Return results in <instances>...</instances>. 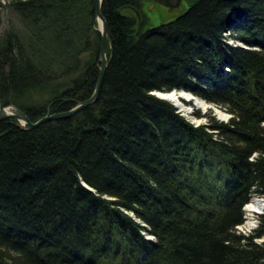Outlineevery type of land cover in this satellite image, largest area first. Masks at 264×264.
Returning <instances> with one entry per match:
<instances>
[{
  "label": "trees",
  "instance_id": "16d2710c",
  "mask_svg": "<svg viewBox=\"0 0 264 264\" xmlns=\"http://www.w3.org/2000/svg\"><path fill=\"white\" fill-rule=\"evenodd\" d=\"M94 1L9 2L3 105L35 121L91 95ZM186 2L145 28L141 0H102L108 63L96 101L32 129L0 120V264H264V211L249 233L236 228L264 197V0ZM173 90L229 121L195 110L207 121L194 126L155 94ZM29 93L50 99L27 105Z\"/></svg>",
  "mask_w": 264,
  "mask_h": 264
},
{
  "label": "rangeland",
  "instance_id": "374dc122",
  "mask_svg": "<svg viewBox=\"0 0 264 264\" xmlns=\"http://www.w3.org/2000/svg\"><path fill=\"white\" fill-rule=\"evenodd\" d=\"M11 0H0V34L2 32H4L8 26L10 25V23H17V18L15 17L16 15L12 14L11 11V7L9 5V2ZM142 2V10L144 12V14L147 17V23L145 28H149L152 26H156L162 22H167L169 20L174 19L175 17H177L179 14H181L183 11H185V9L188 6V3L186 2V0H180L178 5L176 7L173 8H169L167 6H164L162 4H160L159 2H157V0H141ZM227 34V33H226ZM228 43L229 44H238L240 46H243L242 43L240 42H235L232 39H228ZM174 91V92H173ZM171 92L175 93V97L176 99L179 98L181 100V102L184 103V106L187 107V111H185L184 109H182L181 107H179V105L177 106V104L175 102H173L172 100H170L169 98H166L167 100L171 101L178 109L179 113L182 115V117H184L189 123L193 124L194 126H198L201 123H205V121H207V118L205 117H196L193 112L195 110H198L201 114H205V113H209L211 112V115H215L216 119H218L219 121H224L226 122L229 118H230V114L228 112H226L224 109L219 108L217 105L212 104V103H208L207 104V108H201L200 106H196L193 101L187 100L186 98L182 97L181 94L183 92L181 91H177V90H173ZM178 92V93H177ZM169 93V92H168ZM184 93H189V92H184ZM155 94L157 96H159L160 93L155 92ZM163 94V93H162ZM190 96L192 97H197L192 93H189ZM164 96V95H163ZM161 97V96H159ZM192 97V98H193ZM164 98V97H161ZM199 98V97H198ZM49 96L48 95H43V94H39V93H29L23 100V102H25L27 105H33V106H39V105H43L46 104L45 102L48 101ZM165 99V98H164ZM186 102V103H185ZM190 102L191 104L187 103ZM211 104V105H210ZM214 105V106H212ZM7 106V105H4ZM212 107V109L210 107ZM216 109L221 110L222 112H224L226 114V117H220L216 111ZM85 185V184H83ZM87 188V187H86ZM253 197H259L262 200V210L254 215V220L255 223L253 226H251L250 228L246 227L244 222L246 219V211L245 208L243 206V211H244V222L239 225V231L242 233H249L252 229L256 228L259 224V219L258 216L260 214L263 213L264 211V197L263 196H252ZM144 225V224H143ZM255 226V227H254ZM258 242L264 241V235L260 238L257 239Z\"/></svg>",
  "mask_w": 264,
  "mask_h": 264
},
{
  "label": "water",
  "instance_id": "95a60500",
  "mask_svg": "<svg viewBox=\"0 0 264 264\" xmlns=\"http://www.w3.org/2000/svg\"><path fill=\"white\" fill-rule=\"evenodd\" d=\"M179 1L180 0H157V2L169 8L176 7ZM101 4H102V0L94 1L95 18L98 24V31L100 33L101 42H100V49H99V64H100L99 72H98L95 86H94V89L91 95L88 98L82 101H79L72 108L66 111L45 114L35 121H31L28 118V116L20 108L16 107L13 104L4 106L2 101L0 100V120L5 119V118H14L18 121V126L21 127L22 129H32L46 121L57 120V119H62V118L72 116L96 101L99 91H100L102 81H103L107 63H108L106 47H107V44L109 43V33H108L106 21L101 11ZM181 92L184 93L185 91L181 90ZM163 95L164 94L162 93L159 94V96L164 97L165 99L168 98L165 95L164 96ZM187 100L188 99H186V101ZM210 108L212 109V107ZM84 186L87 187L88 189H91L87 185H84ZM141 225L144 226L143 224Z\"/></svg>",
  "mask_w": 264,
  "mask_h": 264
},
{
  "label": "bare ground",
  "instance_id": "6f19581e",
  "mask_svg": "<svg viewBox=\"0 0 264 264\" xmlns=\"http://www.w3.org/2000/svg\"><path fill=\"white\" fill-rule=\"evenodd\" d=\"M227 72V71H226ZM181 91V90H180ZM184 91V90H183ZM174 92V91H173ZM173 92H169V93H165V92H157V93H163L166 97H168L170 100H172L173 102H175L177 104V106L179 105V107H181L182 109H184L185 111H187V107L184 106V103L181 102V100L179 98L176 99L175 97V93ZM186 92V91H185ZM178 93V92H177ZM182 97L190 100V101H193V103L196 105V106H200L201 108H205L207 106V102L204 101L203 99L201 98H198V97H191L189 93H182L181 94ZM186 103V102H185ZM188 105V103H187ZM211 105V104H210ZM214 106V105H213ZM207 108V107H206ZM218 115L220 117H226V114L224 112H222L221 110L219 109H216ZM179 112V111H178ZM232 118V117H231ZM229 121V120H228ZM46 123V122H45ZM245 208V211H246V219H245V226L250 228L251 226L254 225L255 223V220H254V215L259 213L261 210H262V200L259 198V197H253L251 198V201L249 202V204L245 205L244 206ZM130 213V212H129ZM244 213V212H243ZM245 214V213H244ZM245 218V217H244ZM144 222V221H143ZM134 225V224H133ZM136 225V224H135ZM134 225V226H135ZM243 225V224H242ZM144 227V226H143ZM255 227V226H254ZM137 230V229H136ZM146 230V229H145ZM129 232V230H127ZM132 231V230H131ZM134 232V231H132ZM131 233V232H129ZM128 233V235H129ZM130 237V236H128ZM142 238V237H141ZM151 238V237H150ZM124 243V242H123ZM130 245V244H129ZM125 249V248H124ZM117 251V250H116ZM124 254V253H123ZM127 254V253H125Z\"/></svg>",
  "mask_w": 264,
  "mask_h": 264
}]
</instances>
